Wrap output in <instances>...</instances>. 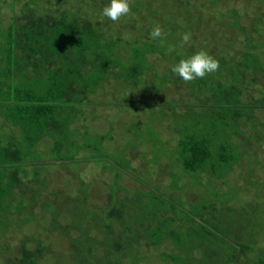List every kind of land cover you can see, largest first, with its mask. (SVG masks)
Returning <instances> with one entry per match:
<instances>
[{
  "label": "trees",
  "instance_id": "1",
  "mask_svg": "<svg viewBox=\"0 0 264 264\" xmlns=\"http://www.w3.org/2000/svg\"><path fill=\"white\" fill-rule=\"evenodd\" d=\"M106 3L0 0V264H264L255 243L228 242L225 222L214 225L226 215L220 197L191 207L145 183L132 197L101 198L98 181L61 172L89 163L113 186L128 177L141 183L129 173L140 166L103 151L112 134L92 131L85 117L76 121L85 107L111 106L95 97L123 81L132 85L122 103L137 116L130 119L159 108L173 132L174 184L183 173L209 183L240 152L233 124L245 133L254 117L264 123V0H129V13L115 22L100 15ZM155 24L161 39L149 37ZM184 32L190 41L181 45ZM200 48L218 61L215 72L184 81L170 71ZM135 128L140 133L129 138L143 140ZM133 140L121 148L142 154ZM45 166L51 171L42 177ZM40 220L47 225L38 227Z\"/></svg>",
  "mask_w": 264,
  "mask_h": 264
},
{
  "label": "rangeland",
  "instance_id": "2",
  "mask_svg": "<svg viewBox=\"0 0 264 264\" xmlns=\"http://www.w3.org/2000/svg\"><path fill=\"white\" fill-rule=\"evenodd\" d=\"M111 86L107 87L104 85L105 92L96 96L95 100L96 102L99 100H109L113 102L111 103L112 105L108 106L105 104L107 106L101 105L97 107L96 105H90L89 107H85L81 113V117L77 116L76 121H80L85 117L87 123L91 124L87 126H91L92 131L100 134H105L106 132L110 135L112 134L113 139L111 141L109 139L103 142V151L110 152L109 154L112 158L120 157L122 161L130 160L133 167L140 166L142 172L135 173L130 169L129 173L139 176L142 179L141 183L137 185L126 176L128 178L118 181L119 186H113L112 182L114 180L112 176L110 177L99 166L89 163L74 167L71 170H63L61 171L62 174H74V177L79 176L84 182L91 180L98 181L97 187L101 189V198H107L111 192L118 194V196L128 195L132 197L136 190H143L146 185L148 188L153 187L157 189V192L159 191L158 189L172 193L176 192L178 199L180 201L183 200L188 205L190 204L189 206L199 203L200 200L204 201L209 198L220 197L221 199L218 198L216 201L220 202V204L222 201H225L224 213L226 215L223 216L224 221L221 215L215 216L214 225H223L225 222V225L229 228V233L225 235L229 239L226 240L229 242L235 240L233 238L242 236V239L238 240L245 239L249 245L255 243L257 246L255 250L257 252H260V250L264 251V123L259 124V121H261L259 120V116L257 118L254 117L256 119H253L247 126L248 129H246L245 133L242 131L244 128L239 126L237 128L234 124V127L232 126V129L228 130L234 147H239L240 152H234L236 156L231 164L219 166L218 170L216 169V175L213 176L212 174L210 176L209 183L207 182L206 185H203L199 178H197L198 176L190 179V175L183 173V179L174 184L172 178L169 176V169H174V165H169V162L172 161L175 155L172 152V146L174 145L173 132L170 130V126L162 121L159 108L144 107L140 113L136 110V113H139L141 116V122L132 121L130 116L136 118L137 116L132 115L129 108L125 109L127 107L122 106L124 101L129 100L127 94L130 95L132 85L123 81H114ZM154 99L155 97H152V102ZM188 99L189 97L186 98V100ZM117 103L121 106L116 105ZM112 107L116 110H112ZM202 118L207 117L203 116ZM204 120L206 121L207 119ZM208 120H210L209 117ZM137 125L145 134L143 140L142 138H129V135L133 131L136 134L140 133L135 128ZM145 125L149 126L145 127ZM250 125H252L251 128L249 127ZM253 128L256 129V132L253 131ZM148 137L152 139L149 141L147 140ZM219 138L224 139L221 135H217L215 140L217 144L223 142ZM132 140L137 144V148L143 150L142 154L138 155L134 150L129 152V145L121 148ZM157 149L160 153L156 151ZM46 150V153L42 152V157H47L48 155L46 154H50L49 148H46ZM80 151L83 155L88 154V151H84L83 149ZM45 171H51L49 166L43 167L41 172L38 173L42 176ZM25 173L29 174V169ZM44 177L50 181L49 178L51 176L44 175ZM200 179H203L202 175ZM75 181L78 182L76 183L77 185L80 184L77 178ZM62 184L64 185V183ZM110 187L114 188L113 191ZM185 188L189 189V192ZM191 210L189 209L187 212L190 213ZM46 225L47 223L43 220L37 223L38 227H45ZM41 235L48 237L45 234ZM63 243H65L63 248L66 249L67 242L64 241ZM148 254L152 255L151 253ZM150 261L151 263L148 264L162 263V261L159 263V260L156 258H152ZM141 264H144V262L142 261Z\"/></svg>",
  "mask_w": 264,
  "mask_h": 264
},
{
  "label": "clouds",
  "instance_id": "3",
  "mask_svg": "<svg viewBox=\"0 0 264 264\" xmlns=\"http://www.w3.org/2000/svg\"><path fill=\"white\" fill-rule=\"evenodd\" d=\"M129 0H107L101 8L100 15L115 22L120 17L129 13ZM190 33L184 32L180 37V44L190 41ZM153 40L162 38V28L155 24L149 32ZM170 71L184 81H192L196 78H203L206 74L213 73L218 69V61L205 49L200 48L188 55H182L170 66Z\"/></svg>",
  "mask_w": 264,
  "mask_h": 264
}]
</instances>
